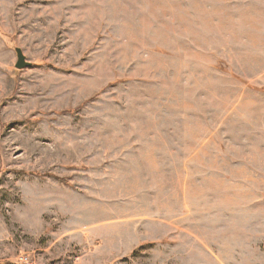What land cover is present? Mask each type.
Here are the masks:
<instances>
[{"label": "rangeland", "instance_id": "obj_1", "mask_svg": "<svg viewBox=\"0 0 264 264\" xmlns=\"http://www.w3.org/2000/svg\"><path fill=\"white\" fill-rule=\"evenodd\" d=\"M218 14L264 0H0V264H264V163L216 142L263 123L264 62Z\"/></svg>", "mask_w": 264, "mask_h": 264}, {"label": "crops", "instance_id": "obj_2", "mask_svg": "<svg viewBox=\"0 0 264 264\" xmlns=\"http://www.w3.org/2000/svg\"><path fill=\"white\" fill-rule=\"evenodd\" d=\"M218 16L219 17L217 18L219 19V21L217 22L211 21L209 22V24L207 23L204 24L203 26V29L206 28L208 30V33H210L208 35H211L210 40L207 41V44L211 46V49L216 50L218 58L227 59L229 64H231L234 67L238 64L237 62H240L239 65H243V66H251L254 64L258 65L259 63L256 62H264V47H262L264 46V27L263 24L261 23L262 21L261 22L258 21V19H264V16H262V14H259V16H257L256 14H248L246 16H239V17L229 16L228 14L226 15L218 14ZM233 18L240 20L241 23L240 26L242 25L245 26L237 27L238 22L231 21V19ZM241 19H244L245 21H242ZM256 24L260 26H255ZM232 49L240 52L235 51L234 54H231L230 50ZM252 61H256V62H252ZM245 77L249 79L248 80L249 82H251L250 77L248 76ZM262 85H264V83ZM246 95L248 96L257 95L262 100L264 98V92L258 90L255 91L254 93L249 92ZM249 99L253 100V98L252 99L249 98ZM260 103L245 101L244 103L240 104V107L243 109V111H241V114L250 115L253 121L254 113L253 114L251 113L252 110H255L256 112L258 110L264 111V108L260 106L261 105ZM259 106L260 108L258 109ZM256 114H260V112H257ZM262 121H263L262 124L260 120H259L260 124L259 122L255 123L257 124L255 125L256 126L255 128L250 127V125H247L246 127L241 126L242 131H251V132L247 134H243L241 139L239 140V143H237L236 138L232 139V143L226 141L227 142L226 149H225L226 147L225 140H223L224 142L221 140L216 141L218 143V147L222 148L219 152H217V155L218 156L222 155L225 158L235 160L233 161V163L235 164L237 163V161L250 162L255 160L253 156L249 157V153H250L252 155H255V157L257 156V158H259L256 160H261V163H264V150L259 148L261 139H258L259 137H261L262 139L264 138V119ZM248 124H253V123H248ZM221 128H224V125L218 124L216 127L217 131H220ZM206 145L209 146V144ZM230 146L232 147L229 148ZM242 156H247L248 158ZM231 174L233 175L227 173V175L223 174L222 176H225L230 179L238 177L235 175V173H231Z\"/></svg>", "mask_w": 264, "mask_h": 264}, {"label": "water", "instance_id": "obj_3", "mask_svg": "<svg viewBox=\"0 0 264 264\" xmlns=\"http://www.w3.org/2000/svg\"><path fill=\"white\" fill-rule=\"evenodd\" d=\"M16 52H17V56H18V60L16 63L17 68L21 69V68H25V67L31 65V63L29 61H27L26 56L24 55L21 48H17Z\"/></svg>", "mask_w": 264, "mask_h": 264}]
</instances>
